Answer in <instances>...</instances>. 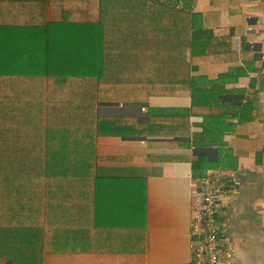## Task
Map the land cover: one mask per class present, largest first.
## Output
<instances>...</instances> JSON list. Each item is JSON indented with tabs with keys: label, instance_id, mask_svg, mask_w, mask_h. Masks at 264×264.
<instances>
[{
	"label": "crops",
	"instance_id": "1",
	"mask_svg": "<svg viewBox=\"0 0 264 264\" xmlns=\"http://www.w3.org/2000/svg\"><path fill=\"white\" fill-rule=\"evenodd\" d=\"M98 16L99 79L124 96L98 111L124 129L97 152L131 158L104 165L136 191L119 216L143 211L146 230L91 262L191 264L192 206L217 175L222 264H264V0H98Z\"/></svg>",
	"mask_w": 264,
	"mask_h": 264
},
{
	"label": "trees",
	"instance_id": "2",
	"mask_svg": "<svg viewBox=\"0 0 264 264\" xmlns=\"http://www.w3.org/2000/svg\"><path fill=\"white\" fill-rule=\"evenodd\" d=\"M101 29L98 0H0V242L9 241V223L2 222L13 213L7 212L11 206L38 232L40 221L43 228L49 223L45 213L55 222L51 210L66 206L75 226L94 233L97 227L118 229L123 219L107 218L106 212L115 206L126 214L118 206L136 202L127 176H113L114 168L104 165L131 158L97 152L99 138L121 137L124 129L122 117L98 112L101 103L124 100L119 85L99 79L102 66L90 63L94 56L101 59ZM94 46L99 54L91 53ZM29 182L38 184L41 197L28 190L15 194ZM85 207L93 210L88 217L79 211ZM0 264L13 262L0 253Z\"/></svg>",
	"mask_w": 264,
	"mask_h": 264
},
{
	"label": "rangeland",
	"instance_id": "3",
	"mask_svg": "<svg viewBox=\"0 0 264 264\" xmlns=\"http://www.w3.org/2000/svg\"><path fill=\"white\" fill-rule=\"evenodd\" d=\"M177 18L180 19L179 16ZM101 32L103 33V31ZM195 33L196 38L194 43L197 45L202 39L201 35L199 34L200 31L196 30ZM101 36L102 34L98 35L97 39H100ZM99 47L100 52L102 53L101 44ZM72 49L75 50L74 46ZM76 49L78 51L81 50L78 47ZM90 51L91 53H94L95 51L99 54V50L96 46L90 48ZM94 57H92L90 63L92 66H95V69L98 70V67L102 66V60L100 59V62L99 60L95 61ZM76 62L79 63L80 61L76 59ZM83 70L84 68L81 67V70L79 71L82 72ZM37 185L38 184L31 182L23 184V186L20 185L19 189H17L18 191L15 194L22 195L23 190H28V193L33 197L37 196L38 194V197H41L43 193L42 191L38 192L36 190ZM25 191L23 194L27 195ZM62 193L67 198L71 197L70 193ZM120 197L121 198L119 199L121 200L125 199V196L122 193L120 194ZM141 197L142 196L139 195L137 200H140ZM217 198H219L218 193ZM58 200L59 197L56 196L55 201L58 202ZM194 205L195 201L193 203L192 209L196 207V205ZM114 207L112 206V208L106 212L107 218H120L118 212H116L117 208L114 210ZM65 208L66 206H61L60 209L51 210V215L53 217L55 216V222L53 219L50 220L49 215L45 213V220H48L49 223L46 224L44 221L46 228H43L40 221L39 226L42 230L38 232L36 230L30 229L29 220H27V222H29L28 224L20 217L19 209L11 206V209H7V212L13 213L6 216V221L2 222L9 223L7 224V231L11 234L7 238L9 241L0 242V253L5 258L11 259L13 264H109L105 263L103 259L97 260L96 262H91V259L94 257H110V255L119 254L122 250L127 248H132L137 245L140 246L142 239H145L146 227L143 220L145 214L143 211H133L132 213H129L132 216H140L139 219L136 220L138 221L137 224H135L133 221L131 224H129L128 220L123 219L119 221L120 226L118 229L103 228L99 230L97 227L95 232L92 233L88 227L75 226L72 220L73 218H69L70 212H68ZM60 210L63 214L62 220L59 216ZM79 211H81L80 214L88 217V212L93 210L91 207H89L87 210V207H85L84 211ZM29 212L31 213L30 210ZM192 216L193 214L191 217ZM76 222L85 226L88 225L87 221H78V218L76 219ZM22 224L25 226L22 227ZM114 261V264H129V260L126 259Z\"/></svg>",
	"mask_w": 264,
	"mask_h": 264
},
{
	"label": "built area",
	"instance_id": "4",
	"mask_svg": "<svg viewBox=\"0 0 264 264\" xmlns=\"http://www.w3.org/2000/svg\"><path fill=\"white\" fill-rule=\"evenodd\" d=\"M217 180L202 181L204 188L195 199L191 217V264H222L220 245L223 238L219 228L217 210ZM194 205V206H195Z\"/></svg>",
	"mask_w": 264,
	"mask_h": 264
}]
</instances>
